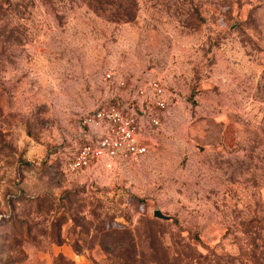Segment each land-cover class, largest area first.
Wrapping results in <instances>:
<instances>
[{"label":"rangeland","instance_id":"374dc122","mask_svg":"<svg viewBox=\"0 0 264 264\" xmlns=\"http://www.w3.org/2000/svg\"><path fill=\"white\" fill-rule=\"evenodd\" d=\"M10 1L0 264H264V0ZM151 78L148 153L66 172L81 112Z\"/></svg>","mask_w":264,"mask_h":264},{"label":"built area","instance_id":"2783aa9c","mask_svg":"<svg viewBox=\"0 0 264 264\" xmlns=\"http://www.w3.org/2000/svg\"><path fill=\"white\" fill-rule=\"evenodd\" d=\"M111 76L112 72H107V77ZM136 93L144 97L139 112L130 110L128 104L109 100L101 101L90 112H81L82 141L61 159L66 172L78 173L102 163L111 167L148 153V136L160 125L158 113L153 109L162 112L168 108V93L159 78H151Z\"/></svg>","mask_w":264,"mask_h":264},{"label":"water","instance_id":"95a60500","mask_svg":"<svg viewBox=\"0 0 264 264\" xmlns=\"http://www.w3.org/2000/svg\"><path fill=\"white\" fill-rule=\"evenodd\" d=\"M154 216L160 219H170L172 217L170 214L162 212L160 209L154 210Z\"/></svg>","mask_w":264,"mask_h":264},{"label":"trees","instance_id":"16d2710c","mask_svg":"<svg viewBox=\"0 0 264 264\" xmlns=\"http://www.w3.org/2000/svg\"><path fill=\"white\" fill-rule=\"evenodd\" d=\"M10 0H0V19H1V15H2V11L4 10V9H6L7 7H6V4L7 3H11V1L9 2ZM125 15H128V13H126ZM130 15V14H129ZM2 31V30H1ZM0 31V32H1Z\"/></svg>","mask_w":264,"mask_h":264}]
</instances>
